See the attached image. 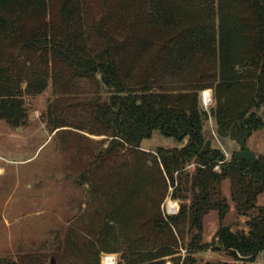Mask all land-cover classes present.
I'll use <instances>...</instances> for the list:
<instances>
[{"label":"trees","instance_id":"16d2710c","mask_svg":"<svg viewBox=\"0 0 264 264\" xmlns=\"http://www.w3.org/2000/svg\"><path fill=\"white\" fill-rule=\"evenodd\" d=\"M99 2L89 10L84 0H0V120L10 127L25 122L23 83L27 93L38 94L48 78L68 92L85 81L93 93L83 109L99 128L93 135L109 138L80 174L105 199L88 233L108 234L117 222L129 234L110 250L121 253L118 264H162L177 245L172 227L187 224L193 231L188 250H225L233 259L206 264H251L264 252V206L248 221L247 234L220 225L202 242V220L215 210L221 221L228 212L220 189L225 179L237 213L255 208L264 192V154L227 160L205 138L203 125L213 118L223 139L245 138L264 126V0ZM190 67L198 76L188 87L168 91L159 84ZM210 88L215 105L207 112L199 92ZM154 131L185 143L155 154L139 150ZM126 153L133 154L129 162L116 164ZM147 154L171 181L193 161L185 182L190 202L175 216L164 219L159 207L130 208L145 182L152 183Z\"/></svg>","mask_w":264,"mask_h":264},{"label":"rangeland","instance_id":"374dc122","mask_svg":"<svg viewBox=\"0 0 264 264\" xmlns=\"http://www.w3.org/2000/svg\"><path fill=\"white\" fill-rule=\"evenodd\" d=\"M84 1L89 10L100 5V0ZM197 76L198 70L190 67L177 76L162 77L159 84L164 90L177 91L188 87ZM25 86L21 85L23 125L10 127L0 120V264L3 260L17 264H82L84 261L95 264L96 259L98 264H112L114 258L118 264L121 253L110 250L116 241L129 235L128 231L122 230L117 222L111 225L108 234L94 230L90 235L87 231L93 212L105 199L101 201L98 191L94 193L80 174L92 156L109 141L105 135H93L99 128L89 122L83 109L93 88L81 81L76 90L68 92L60 83L54 84L51 78L44 91L38 94L27 93ZM203 91H209L211 104L204 107L200 100V107L208 112L215 105L213 89L200 91L199 98ZM56 125L63 126L55 129ZM203 133L227 160L241 150L238 140L243 137L221 138L213 118L204 122ZM184 143L154 131L151 138L141 143L139 150L155 154L157 148H179ZM245 146L255 156L264 154V126L246 137ZM131 156L132 153H126L116 157V164L129 162ZM147 160V174L152 183L145 182L147 184L132 198L130 208L144 207L147 211L159 207L164 219L177 215L180 206L190 202L185 182L194 171L193 161L179 173L173 172L171 181L164 171L161 173L155 167L153 157L147 154ZM221 182V195L227 199L229 209L221 221L215 210L204 215L202 242H210L220 225L229 227L230 232L247 234L248 221L264 206L263 192L258 195L255 208L246 216L240 215L229 198V180ZM107 189L104 186L101 192ZM169 202L176 204L175 212L168 209ZM172 233L177 245L172 254L162 258V264L233 261L225 250H188L193 231H188L187 224L181 225L179 231L172 227ZM251 264H264V252Z\"/></svg>","mask_w":264,"mask_h":264},{"label":"water","instance_id":"95a60500","mask_svg":"<svg viewBox=\"0 0 264 264\" xmlns=\"http://www.w3.org/2000/svg\"><path fill=\"white\" fill-rule=\"evenodd\" d=\"M245 138L239 139V145L241 150L233 154V158L235 160H251L255 157V155L245 146ZM51 263H53V260H51Z\"/></svg>","mask_w":264,"mask_h":264},{"label":"built area","instance_id":"2783aa9c","mask_svg":"<svg viewBox=\"0 0 264 264\" xmlns=\"http://www.w3.org/2000/svg\"><path fill=\"white\" fill-rule=\"evenodd\" d=\"M200 100H201V103H202V105H203L204 107H207L208 105L211 104V99H210V97H209L208 94H207V98L204 99V97H203V93H202ZM215 170H219V166H216V167H215ZM175 208H176V204H173V203H170V202H169L168 209H169L171 212H175ZM102 264H103V263H102ZM112 264H116V258H114Z\"/></svg>","mask_w":264,"mask_h":264},{"label":"bare ground","instance_id":"6f19581e","mask_svg":"<svg viewBox=\"0 0 264 264\" xmlns=\"http://www.w3.org/2000/svg\"><path fill=\"white\" fill-rule=\"evenodd\" d=\"M202 93H203V97H204V99L207 98V94L209 95V91H203ZM103 264H104V263H103Z\"/></svg>","mask_w":264,"mask_h":264}]
</instances>
